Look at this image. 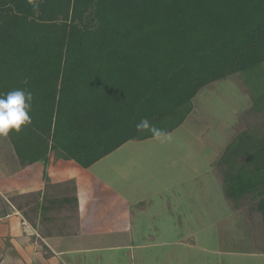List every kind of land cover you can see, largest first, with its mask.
<instances>
[{
  "label": "trees",
  "instance_id": "16d2710c",
  "mask_svg": "<svg viewBox=\"0 0 264 264\" xmlns=\"http://www.w3.org/2000/svg\"><path fill=\"white\" fill-rule=\"evenodd\" d=\"M235 76L263 115L264 0H0V95L33 94L32 123L8 136L23 165L54 153L89 168L159 137L137 128L145 119L170 134L203 88ZM216 167L232 209L264 232V122Z\"/></svg>",
  "mask_w": 264,
  "mask_h": 264
},
{
  "label": "crops",
  "instance_id": "0c3cea01",
  "mask_svg": "<svg viewBox=\"0 0 264 264\" xmlns=\"http://www.w3.org/2000/svg\"><path fill=\"white\" fill-rule=\"evenodd\" d=\"M168 135L128 141L89 168L54 153L23 165L0 137V264H217L235 255L264 264V253L224 251L222 230L218 239L207 230L212 208L197 203L198 179L178 148L132 144Z\"/></svg>",
  "mask_w": 264,
  "mask_h": 264
},
{
  "label": "rangeland",
  "instance_id": "374dc122",
  "mask_svg": "<svg viewBox=\"0 0 264 264\" xmlns=\"http://www.w3.org/2000/svg\"><path fill=\"white\" fill-rule=\"evenodd\" d=\"M251 90L252 87L242 76L212 83L195 97L192 114L177 130L164 137L165 139L132 143L156 147L169 145L178 148L176 155L179 160L187 161L198 179L197 203L204 206L205 201V207L211 206L213 209L211 211L214 226L207 230L217 239L219 238L217 231L222 230L221 243L224 251L228 249L234 252L264 251L262 217L259 214L247 215L246 210L237 214L231 212L216 167V162L233 137L246 130L252 123L264 122V114L251 112L254 104ZM146 132L151 133L149 129ZM179 167L181 171L186 165L181 163ZM201 195L204 199L200 198ZM230 230L232 236L236 237L233 242L227 240ZM216 242L213 240V248L217 246ZM216 263L261 264L253 257L239 255L220 257Z\"/></svg>",
  "mask_w": 264,
  "mask_h": 264
},
{
  "label": "clouds",
  "instance_id": "9594fccd",
  "mask_svg": "<svg viewBox=\"0 0 264 264\" xmlns=\"http://www.w3.org/2000/svg\"><path fill=\"white\" fill-rule=\"evenodd\" d=\"M33 94L26 89H17L0 95V137H8L11 133H19L23 126L32 123ZM137 128L149 129L155 136L162 133L149 125L147 119L142 120Z\"/></svg>",
  "mask_w": 264,
  "mask_h": 264
}]
</instances>
